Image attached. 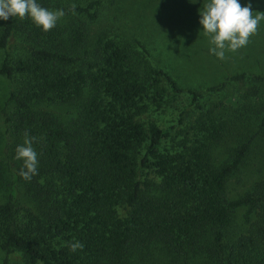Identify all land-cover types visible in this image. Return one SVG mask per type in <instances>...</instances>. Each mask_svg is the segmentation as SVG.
I'll use <instances>...</instances> for the list:
<instances>
[{"label": "trees", "instance_id": "obj_1", "mask_svg": "<svg viewBox=\"0 0 264 264\" xmlns=\"http://www.w3.org/2000/svg\"><path fill=\"white\" fill-rule=\"evenodd\" d=\"M37 2L64 10L52 29L28 16L1 20L0 74H18L24 85L1 110L12 138L2 159L0 264L14 253L23 264H264V179L234 198L226 190L252 142L216 163L226 123L198 103L244 74L183 89L160 66L140 73L104 31L89 32L102 0ZM16 36L25 56L9 60ZM167 91L189 100L164 127ZM25 133L36 138L38 171L30 180L15 158ZM166 140L173 146L161 149ZM238 208L245 209L241 228L232 224ZM75 241L83 248L71 251Z\"/></svg>", "mask_w": 264, "mask_h": 264}, {"label": "rangeland", "instance_id": "obj_2", "mask_svg": "<svg viewBox=\"0 0 264 264\" xmlns=\"http://www.w3.org/2000/svg\"><path fill=\"white\" fill-rule=\"evenodd\" d=\"M78 1L84 5L89 0ZM239 2L241 6L250 4L254 11L264 12V0ZM204 3L205 0H196V3H189L188 0H102L98 20L86 24L90 33L104 31L118 45L126 47L130 53V63L140 73L147 66H160L183 89L201 91L225 77L244 74L242 79L229 83L220 91L205 92L198 102L203 109L210 110L216 119L226 123L227 132L214 148L216 163L228 158L239 143L246 140L252 142L239 172L227 183V193L234 198L254 182L264 179V126H260L264 118V79L251 76L259 74L264 77V21L249 37L246 46L235 52L226 51L224 59H218L209 53V37L200 31L199 10ZM24 50L23 39L16 36L9 46V60L24 58ZM2 58L3 51L0 49V64ZM23 85L24 81L18 74L10 78L0 74V203L7 194L3 152L8 147L6 142L12 138L1 110L6 105L9 92L17 91ZM163 94L167 112L161 114L159 122L166 127L175 122L173 112L181 110L189 97L185 93L168 91ZM66 109L56 108L55 113H64ZM185 120L190 119L186 116ZM172 146L171 140L160 144L164 150ZM20 198L23 199L22 195ZM244 212V208L236 210L232 223L235 228L245 226ZM120 213H123L121 209ZM4 255L5 251L0 247V263ZM11 256L10 264H23L19 254Z\"/></svg>", "mask_w": 264, "mask_h": 264}, {"label": "clouds", "instance_id": "obj_3", "mask_svg": "<svg viewBox=\"0 0 264 264\" xmlns=\"http://www.w3.org/2000/svg\"><path fill=\"white\" fill-rule=\"evenodd\" d=\"M188 2L196 3V0ZM64 15L63 9L49 10L37 0H0V20L28 16L45 32L55 27ZM261 21H264V12L254 11L250 4L241 6L239 0H205L199 10L200 31L209 37L208 51L218 59H224L226 51L235 52L246 46ZM35 140L25 133L23 143L16 146L15 158L23 165L19 175L25 180H30L38 171L37 152L33 148ZM82 248L79 241L70 245L71 251Z\"/></svg>", "mask_w": 264, "mask_h": 264}]
</instances>
